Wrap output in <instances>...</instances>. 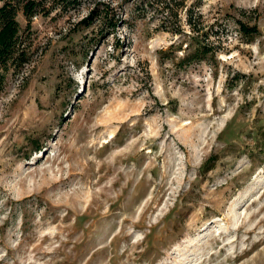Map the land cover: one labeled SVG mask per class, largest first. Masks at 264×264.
<instances>
[{"label": "rangeland", "instance_id": "374dc122", "mask_svg": "<svg viewBox=\"0 0 264 264\" xmlns=\"http://www.w3.org/2000/svg\"><path fill=\"white\" fill-rule=\"evenodd\" d=\"M31 29L0 90V264H264V0H81Z\"/></svg>", "mask_w": 264, "mask_h": 264}, {"label": "trees", "instance_id": "16d2710c", "mask_svg": "<svg viewBox=\"0 0 264 264\" xmlns=\"http://www.w3.org/2000/svg\"><path fill=\"white\" fill-rule=\"evenodd\" d=\"M162 2L169 13L176 14L184 0H156ZM81 0H0V90L9 73H18L32 61L34 55L31 38V21L37 15L48 16L55 10L76 7ZM189 10V9H188ZM21 11L26 19L21 27L17 14ZM187 24L194 29L195 23L188 11ZM99 11L93 17L100 16ZM239 30L244 34L257 31L256 25L238 21Z\"/></svg>", "mask_w": 264, "mask_h": 264}]
</instances>
